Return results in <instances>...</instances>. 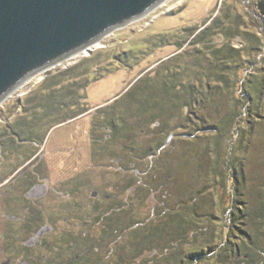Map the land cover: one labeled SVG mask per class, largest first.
I'll return each instance as SVG.
<instances>
[{
	"label": "trees",
	"instance_id": "obj_1",
	"mask_svg": "<svg viewBox=\"0 0 264 264\" xmlns=\"http://www.w3.org/2000/svg\"><path fill=\"white\" fill-rule=\"evenodd\" d=\"M231 23L222 13L220 20L212 19L198 32L195 28H184L182 32L191 30L193 39L178 43L181 44V54L165 60L131 98L137 108V114L132 116L134 120L144 116L141 121L151 125L174 110L181 111L182 117L190 121L189 116L195 117V108L199 104L205 112L203 115L208 113L211 117L207 104H213L215 89L220 85H229L233 89L228 108L216 103V122H209L202 128L213 133L207 152L204 154L195 149L190 152L187 147L189 151L181 155L183 169L192 173L187 180L193 183L196 174L204 173L205 180L211 183L208 187L213 189V196L208 208L199 212L196 191L174 204H165L167 200L157 198L163 182L157 175L149 179L146 174H141L138 161L148 163L144 172H157L154 169L156 157L172 142V131L168 133L164 146L155 147L153 152L145 151L139 158L133 141L120 142L129 138L132 118L126 111L132 105H126L125 113L129 117L125 118L121 117L123 110L100 108L104 114L92 120L90 153L104 156L107 152L111 160L103 164V168L121 175L130 170V177L126 182H118L116 189L110 183L96 187L102 179V171L92 176L89 171L93 166L89 165L83 173L50 187L48 191L53 200L42 202L43 195L32 198L27 193L41 171V162L34 161L35 164L25 169V176L17 180L20 182L17 186L7 189L10 182L3 185L5 188L0 186L1 198L4 189L6 197L15 193L17 187H21L23 196V200L10 197L6 203H0V212L2 209L4 212V215L0 214V223H5L0 231L3 246L0 264H94L91 261L93 249L103 245L110 250L119 245L123 247L119 241L124 237L136 246L134 263L145 259L147 264H264V183L257 188L255 200L240 199L245 192L240 150L251 145V124L264 120V101H261L264 66L259 69L254 65L257 67L254 69L252 62L254 59L258 62L257 52L263 47L261 38L249 36L247 30H238L239 24L232 26ZM236 39L245 44L244 48L234 44ZM122 59L119 58L123 62ZM99 61L100 55L87 58L73 65L72 70L65 69L56 76L44 89V95L31 94L26 99V115H15L14 109L5 110L6 114H12V118L0 122V166L9 171V175L2 178L1 183L34 157L11 158L22 153V146L27 149L25 142L35 135V130L48 116L64 113L69 117L63 119L69 121L90 109L86 100L88 85L79 78L91 73L90 67ZM253 75L257 78L250 82L248 79ZM247 82L253 85L249 88ZM64 83L72 86L71 91L64 90ZM108 112L115 113V116L107 119ZM135 123L140 125V120ZM141 129L143 132L144 128ZM116 141L122 144L123 153L128 155L127 164H124V155L113 151ZM58 199L61 203L56 202ZM105 200L113 202L90 219ZM136 200L148 204L149 212L144 218H133ZM152 200L155 202L153 206L150 205ZM11 202L16 204L13 206ZM13 209L14 212L10 211ZM48 225L49 229H45ZM99 259L100 256L96 258V264Z\"/></svg>",
	"mask_w": 264,
	"mask_h": 264
},
{
	"label": "rangeland",
	"instance_id": "obj_2",
	"mask_svg": "<svg viewBox=\"0 0 264 264\" xmlns=\"http://www.w3.org/2000/svg\"><path fill=\"white\" fill-rule=\"evenodd\" d=\"M222 13L226 21L231 20L232 26L240 25L238 30L245 29L249 32V36L253 35L261 38L260 42L263 48L262 51L260 49L257 52L256 59L260 63H256L255 59L252 62L253 66H259V69L262 68L264 66V62H262L264 58V0H166L147 16L111 32L86 54L71 57L33 76L0 104V122H8L12 118V114H6L5 110L14 109L13 112H17L15 115H26V111H24L25 106H28L26 99L31 94L37 92L40 96L41 94L44 95L46 86H49V83L56 76H60L65 69L72 70L73 65L79 62L82 63L87 58L100 55V61L94 67L90 65L89 72L91 71V73H86L79 78L80 82L88 85L86 100L90 109L81 116L74 119L70 118L69 121L63 119L69 117L68 114L65 115L64 113L48 116L41 127L35 130V135L25 142L28 145L27 149L26 146H22V153L16 154V156L14 154L11 157L21 160L25 156L34 155L27 162V165H24L25 169L36 160L35 163L41 162L40 174L43 177L50 178L43 185L35 188V194L44 196L42 202L53 200L52 197L50 198L48 191L50 187H54L53 182H56L57 185L62 184L63 180L71 179V177L83 173L87 165L93 166V169L90 170L92 173L89 171L92 176L93 173L102 171V179L96 187L109 183L111 187H115L118 182L128 180L131 175L130 170L121 175V173L114 174L109 169L103 168L102 165H106L111 160L107 152L104 156H92L90 153L92 140L90 138L93 133L92 120L100 118L104 114L100 108L123 110V116L121 117L125 118L129 117L125 113L126 105H132L130 110L127 109L126 111L131 116L129 118L133 120L130 119L131 121H129L131 126V131L128 132L129 138H124L120 142L125 144L133 141L136 157L140 158L145 151L153 152V149L157 146H164L168 133L172 131L170 138L172 142L161 149V153L156 157L154 169L157 172L150 173L152 171H149L146 173L144 170H146L148 163L144 161L136 162L142 170L141 174H146L149 179L153 175H157L158 180L163 182V188L159 191L157 198L167 200L165 204L171 205L178 199L186 198L190 194L192 195L193 191H196L199 212L208 208L213 196V189L208 187L211 186V183L205 180L204 173L196 174V181L193 183L187 180L192 177V173L183 169L181 155L189 151L187 147H190V152L194 149L204 154L207 152L213 133L202 128L208 126L209 122H216L217 115L214 111L216 103L228 108L229 97L233 89L229 85L227 87L220 85L215 89L213 104L211 102V104H207L209 108L207 110L211 117L208 116V113V115H203L205 112L201 109L202 104H199L195 108V117L189 116L190 121H186L182 117L181 111L174 110L170 115L165 114L163 119H159L160 122L155 121L156 123L151 125H148L145 120L141 121L144 116L138 119L140 125L135 123L138 120H134L132 116L136 113L137 108L131 98L145 83L144 81L150 77L149 75H154L165 60L181 54V44L178 45V43L190 42L193 39V35H190L191 30L182 32L184 28H195L198 29V32L200 27L209 24L212 19L217 18L220 20V14ZM234 44L242 48L245 46L239 39L234 40ZM120 57L123 58V62L119 60ZM255 66L253 68L257 69ZM256 78L253 75L248 80L253 82L251 80H256ZM66 82H69V80H66ZM250 82H247L249 88L250 85H253ZM62 85H64L65 91H71L72 86L69 83ZM218 91H221V93ZM21 97L22 99H20ZM261 101H264V91ZM206 103L207 101L205 105ZM112 116H115V113L108 112L106 115L107 119L112 118ZM253 123L251 124L253 127L251 145L247 146V149L243 147L240 150V155L243 158L241 172L245 177L243 185L245 192L240 196L241 200H255L257 188L261 187L262 182L264 183V120ZM141 128H144L143 132ZM96 130H98V133L101 132L100 128ZM113 151L120 156L124 155L126 158L124 164H127L128 155L123 153L122 144L116 143L113 146ZM34 164L31 166L32 168ZM183 170L185 172L182 174ZM7 175H9V171H4V167L0 166V181ZM15 176L17 177L14 178ZM24 176L25 171L19 174L17 172L12 173L8 177L10 184L6 185L8 186L7 189L17 186L20 183L17 180ZM22 185L26 187L28 184ZM0 186L6 187L3 186V182H0ZM113 189H116V187ZM4 190L1 192V205L3 200H9L10 197H12V200H23L21 187H17L14 190L15 193H9L6 197L3 195ZM31 190L27 192L30 195L33 193ZM47 194L48 196H46ZM159 200L157 201L159 202ZM56 202L61 203V200L58 199ZM112 202L111 200H105L103 205L92 213L90 219L99 213L101 214ZM154 203V200L150 201V205L153 206ZM10 204L14 206L16 202ZM135 205L136 213L133 214V218H144L149 212L148 204L142 200H136ZM1 227L2 223L0 229ZM46 228L48 229L49 225ZM124 238L119 241L124 244L123 247L119 245L110 250L106 245H103L101 248L93 249L92 253L94 255H91V261L96 264L95 260L100 256L97 264H147L145 259L140 260L141 258L140 261L133 262L136 246L132 241H127L128 237ZM1 249L2 247H0Z\"/></svg>",
	"mask_w": 264,
	"mask_h": 264
},
{
	"label": "water",
	"instance_id": "obj_3",
	"mask_svg": "<svg viewBox=\"0 0 264 264\" xmlns=\"http://www.w3.org/2000/svg\"><path fill=\"white\" fill-rule=\"evenodd\" d=\"M166 0H0V104Z\"/></svg>",
	"mask_w": 264,
	"mask_h": 264
},
{
	"label": "flooded vegetation",
	"instance_id": "obj_4",
	"mask_svg": "<svg viewBox=\"0 0 264 264\" xmlns=\"http://www.w3.org/2000/svg\"><path fill=\"white\" fill-rule=\"evenodd\" d=\"M24 165H27V164H24ZM24 165H22L20 168H17V170L15 171V172H17V174L18 173H22V172H24L25 171V166ZM88 165H87V168H85V169H88ZM26 169H29V167H27ZM47 180H50V178L49 177H43L42 176V174H40V172H39V174H38V177L36 178V180L34 181L35 182V184H34V186H33V188H32V190L31 191H33V193L31 194V196H32V198H34V197H38V198H40L42 195H37V194H35V188L36 187H38V186H41V185H43V183H45ZM37 181V182H36ZM10 182V180L7 178V179H5L4 181H3V185H5V184H7V183H9ZM55 183L56 182H53V184L52 185H55ZM49 187L47 186V189H48ZM35 194V195H34ZM7 202V200H3V202L2 203H6ZM18 207V206H17ZM16 207V208H17ZM3 208V207H2ZM10 211H12V212H14V209L13 210H10ZM17 212H18V210H17ZM1 214V216L2 215H4V212H3V209H2V212L0 213ZM8 218H9V216H8ZM1 223H2V227H1V229H0V231L1 230H3V228H4V226H5V223L3 222V221H1ZM0 223V224H1ZM46 228V227H45ZM47 229V228H46ZM49 229V228H48ZM40 235V233L37 235V236H35L33 239H36L38 236ZM0 247H2V249H3V246H2V244L0 243Z\"/></svg>",
	"mask_w": 264,
	"mask_h": 264
},
{
	"label": "bare ground",
	"instance_id": "obj_5",
	"mask_svg": "<svg viewBox=\"0 0 264 264\" xmlns=\"http://www.w3.org/2000/svg\"><path fill=\"white\" fill-rule=\"evenodd\" d=\"M98 45V43H96L95 45H93L92 47H95V46H97ZM88 51L86 50V51H83L81 54H86Z\"/></svg>",
	"mask_w": 264,
	"mask_h": 264
},
{
	"label": "built area",
	"instance_id": "obj_6",
	"mask_svg": "<svg viewBox=\"0 0 264 264\" xmlns=\"http://www.w3.org/2000/svg\"><path fill=\"white\" fill-rule=\"evenodd\" d=\"M20 99H22V97H21ZM4 120H5V119H4Z\"/></svg>",
	"mask_w": 264,
	"mask_h": 264
}]
</instances>
